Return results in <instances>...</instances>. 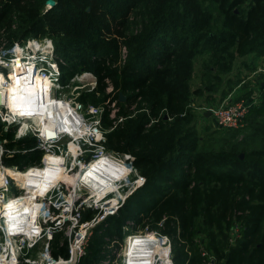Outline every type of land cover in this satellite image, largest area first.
Instances as JSON below:
<instances>
[{"label":"trees","instance_id":"trees-1","mask_svg":"<svg viewBox=\"0 0 264 264\" xmlns=\"http://www.w3.org/2000/svg\"><path fill=\"white\" fill-rule=\"evenodd\" d=\"M45 3L0 0V38L3 30L10 42L51 35L59 55L69 59V53H74L79 57L73 73L83 69L97 76L96 89L80 97L85 103L95 101L97 93L105 94L110 83L107 79H111L114 90L105 98L117 100L119 113L126 118L136 114L111 133L108 146L132 153L148 178L116 217H108L94 230L81 264L100 263L111 240L121 237V223L130 218L142 221L133 213V201L146 187L160 186L157 181L162 180L173 190L160 201L161 209L154 218L159 221L167 207L173 208L177 218L169 233L176 264H204L196 241L199 237L209 239V249L223 264H264V149L243 158L238 145L231 150L200 152L197 126L206 117L200 116L195 107L201 105L195 103L206 90L221 88L223 80L220 74L210 72L209 86L193 87L196 61L206 51L229 67L238 58H244L249 69L257 67V61L248 62L247 56L264 57V0H57L47 15L41 16ZM138 6L144 9V29L126 37L124 28ZM122 45H128L130 56L124 66L117 67ZM211 67L206 62V68L212 71ZM232 90V86L223 88L218 104ZM252 110L262 111L257 107ZM108 115L103 117L107 128L112 125ZM185 165L193 169V175L177 176ZM217 166L229 168L218 171ZM208 180L220 186L209 189ZM234 187L249 198L232 199ZM217 204L225 207L219 214L212 212ZM229 210L243 212L238 217L243 237L231 247L218 242L214 233H207L209 225L226 220ZM247 210L250 212L245 215ZM91 215L85 213L84 219ZM228 226L231 228L232 220ZM187 244L193 247L192 255ZM64 254L67 256L66 245Z\"/></svg>","mask_w":264,"mask_h":264},{"label":"clouds","instance_id":"clouds-1","mask_svg":"<svg viewBox=\"0 0 264 264\" xmlns=\"http://www.w3.org/2000/svg\"><path fill=\"white\" fill-rule=\"evenodd\" d=\"M56 2L46 0L41 16ZM61 76L48 36L0 46V264H81L94 230L148 180L132 153L106 147L134 116L103 128L104 107L79 102L95 90L85 80L91 73L66 85ZM166 220L121 223L110 264H175Z\"/></svg>","mask_w":264,"mask_h":264},{"label":"rangeland","instance_id":"rangeland-1","mask_svg":"<svg viewBox=\"0 0 264 264\" xmlns=\"http://www.w3.org/2000/svg\"><path fill=\"white\" fill-rule=\"evenodd\" d=\"M145 23H146V17H145L143 7L142 6L135 7L130 15V18L128 20L126 27L124 28L125 36L129 37V36H134V35L141 33L142 30L144 29ZM44 36H48L54 40V38L49 34H45L43 36H38V37L41 38ZM122 47L123 45L119 49V57H118L117 64H116L117 67L124 66L130 56V48L128 47V45H126L127 52H128L127 57L125 58L123 53L121 56ZM211 54H212L211 51H206L196 61L193 87L209 86L211 84V81L208 79L210 76L209 75L210 72H212L213 74H220L223 80V83L221 86H219L221 87L219 89L214 88L212 90H206L205 95L198 97L197 102L195 104L201 105L198 107H204V106H208L211 104L219 105L218 103H219V98L221 96V90L223 88L229 89L231 86L233 88L232 92L238 96L236 97L234 95L233 97L235 99L240 98L239 96L244 93L248 95L249 85L242 86V89H240L239 93L236 92L235 89H237L240 83H242L249 76V74L252 73L256 68L249 69L246 66H244L243 64L244 58H238L237 60H235V62L232 63V66L229 67L227 65H224L225 60H216L214 56L211 58L210 57L212 56ZM69 55H70L69 59H66L63 55L60 54V57L65 59V61H67L68 63L63 66L65 67L63 69V71L65 72L63 73L64 79L66 82H68V84L71 83L72 77L74 75L88 72V70L82 69L81 71H76L75 73H73L72 66L73 64L79 65L78 63L79 57L74 55V53H71V54L69 53ZM206 62L212 66L211 67L212 71L206 68ZM258 63L259 62L257 60L256 64ZM85 80L89 84L90 82L89 78L86 77ZM109 82H111V79L109 80ZM236 82H238V84H236ZM110 85L112 87V82L110 83ZM107 90L108 89H106L105 94L99 93V95H96L97 99L95 101L88 99L87 103L80 100V97L82 95L84 96L86 93H88L85 90L79 94V102L84 103L86 107L88 104H92L95 106H103L104 107L103 117H104L105 113H110L111 111V109L109 108V100H111V97L107 99L105 98V95L109 94V91ZM207 94L209 95V97H207ZM141 105L143 107L146 106L145 103H142ZM257 108H261L262 111L258 112V111L251 110L244 124L241 127L236 128V129H222V128L217 127L212 116L211 117L206 116V118L204 119L201 118L197 126L198 133L202 140L199 144L198 150L202 153L208 154L210 152H217L220 150H231L234 145H238V151L241 153L242 158L245 157L246 153L262 151V149H264V98L262 99L261 104ZM108 118L111 120L109 115H108ZM103 128H107V127L103 126ZM186 167L187 165H185V167L182 168V170L176 172V175L180 177L187 176V174L189 176H192L194 172L193 169H188ZM215 168L218 171H224L228 169L229 166H217ZM140 171H141V174L145 176V174L142 173L141 168H140ZM157 184L160 186L146 187L141 193H139V195L137 196V199L133 201V206H134L133 213L138 214L139 217L142 218V221L138 222L137 219H132V218L128 219L129 221H131L129 225L132 229H135L136 227H143L145 224H149L152 227H155L156 219L154 217L157 214V212L160 211L161 209L159 205L161 204L160 201H164L168 196H170L171 195L170 192L173 190V187L169 186V184H166V180L157 181ZM206 186H208V188L210 189L214 186H220V185L216 181L208 180ZM240 190L241 189L238 190L236 187H234L230 191V195L232 199H234L235 201L249 198L244 193H240L239 192ZM167 208H168L167 212L163 216L167 218L166 224H165V231H166V234L170 236L172 243H173V238L169 233V229L170 230L172 229L173 225L175 224L174 221L176 220L177 217H175L171 212L173 208H170V207H167ZM223 210H225V207H222V205L217 204L216 206L213 207L212 212L219 214L223 212ZM249 212L250 211L247 210L245 212V215L249 214ZM232 218H234L233 211L229 210L226 216V220L222 221L220 225L217 223L213 225H209L207 229V233L208 232L214 233L215 236L217 237V241L220 242L221 244H224L227 247L232 246L230 243V237H231L232 232H231V228L228 226ZM196 241L200 243L199 244L200 251H202V249L208 251L212 255L216 264H223L222 261L218 260L216 254H214L209 249V239L208 238H205L204 241H202L200 240V237H199V239H196ZM181 242L184 243V241H181ZM192 248L193 247L191 245L187 244L186 250L189 251L190 255H192V253L190 252ZM175 264H176V261H175Z\"/></svg>","mask_w":264,"mask_h":264},{"label":"built area","instance_id":"built-area-1","mask_svg":"<svg viewBox=\"0 0 264 264\" xmlns=\"http://www.w3.org/2000/svg\"><path fill=\"white\" fill-rule=\"evenodd\" d=\"M4 34H6V35H4ZM33 37L40 38L38 36H29L27 38H22L19 41H24L28 38H33ZM11 43L12 42H10V40L7 38V33L4 32V30H3L2 36L0 38V46H9L10 47ZM122 53H123L124 57L126 58L127 53H128L126 45H123V47L121 48V56H122ZM56 60L59 64V67H60L61 72H62V76L60 78V83L62 85H66V84H68V82H66L64 79L63 73H65V72L63 71V69L65 67H63V66L65 64H68V63H67V61H65V59L60 57L58 51H56ZM87 73H91V76L88 77L90 80L89 85L91 83H95V85L97 87V83H98L97 76L92 71H88ZM255 77H256L255 82H254L255 84L253 85V87H251V95L248 99L233 100V99H230L231 98L230 97L231 95H230L228 98H226L219 105L211 104V105L204 106V107H195L196 110L200 113L201 117H203V116L206 117V112L210 111L211 116L213 117V119L215 121V124L219 128L236 129V128L241 127L244 124L245 120L247 119L251 110L253 108L258 107L262 102L263 94H264L262 85H264V84H262V83L256 84V82H259L257 79H259L261 82L262 81L264 82V65L261 64L260 66H258L256 68V70H254L253 73L250 74L248 79L249 78L252 79ZM262 78H263V80H262ZM109 80L110 79H107V82H109ZM245 81H243V82H245ZM110 83H109V86L107 87V89L111 88L112 91H110L109 93L113 92V90H114L113 85L111 87ZM96 87H95V89H96ZM109 108L111 109L109 116H111L114 113V118H111L112 125L110 127H108V128H111L114 124L117 123V121L120 120L121 117L126 118V116H123L119 113L120 105L118 104L117 100H112V101L109 100ZM135 114L136 113L134 112L132 114V116H134ZM101 126L102 127L104 126L103 117L101 120ZM105 129H107V128H105ZM106 147H108L109 149H112L108 145ZM112 150H114V149H112ZM119 213H120V211H119ZM73 214H75V213H73ZM242 214H243L242 211H236L233 213L234 218L231 219L232 220V226H231V232L232 233H231V237H230V243L232 246L237 245L238 241L243 237V235H242L243 224H242V221L238 219V217L241 216ZM83 220H86V219H84V214H83ZM67 223H69V222L66 221V224ZM129 223H131V221L127 220L126 224H129ZM201 254L205 257L204 264H216L212 255L208 251L202 249ZM111 259H114V252L107 246V249L104 251V257L101 259L99 264H110Z\"/></svg>","mask_w":264,"mask_h":264},{"label":"crops","instance_id":"crops-1","mask_svg":"<svg viewBox=\"0 0 264 264\" xmlns=\"http://www.w3.org/2000/svg\"><path fill=\"white\" fill-rule=\"evenodd\" d=\"M254 60L255 62L258 60V64H257V67L258 66H260L261 64L262 65H264V57H262V56H260V57H258V58H256V55L254 54V53H252V54H250L249 56H247V60H248V62L249 61H251V60ZM245 66V65H244ZM256 67V68H257ZM256 70V69H255ZM253 73V72H252ZM251 74V73H250ZM250 74H249V76H250ZM248 76V77H249ZM248 77L244 80L245 82H242V83H240V85H239V87H237V89H235V91L236 92H240V89H242V86H244V85H249V88H248V95L247 94H241L239 97L240 98H238V99H235L233 96L235 95L233 92H232V94H230L231 96V98L230 99H233V100H242V99H248L249 97H250V95H251V87H253V85L255 84L254 82H255V79H256V77L255 78H252V79H248ZM259 82H256V84H264V82L262 81H260L259 79H257ZM263 80V79H262ZM251 83V84H250ZM264 87V85H262V88ZM263 93H264V88H263ZM236 97H238L237 95H235ZM263 98H264V94H263Z\"/></svg>","mask_w":264,"mask_h":264},{"label":"water","instance_id":"water-1","mask_svg":"<svg viewBox=\"0 0 264 264\" xmlns=\"http://www.w3.org/2000/svg\"><path fill=\"white\" fill-rule=\"evenodd\" d=\"M57 3V2H56ZM56 5V4H55ZM125 99V96H123V95H121V100H124ZM206 116L207 117H210L211 116V112L210 111H208V112H206ZM242 156V155H241Z\"/></svg>","mask_w":264,"mask_h":264}]
</instances>
